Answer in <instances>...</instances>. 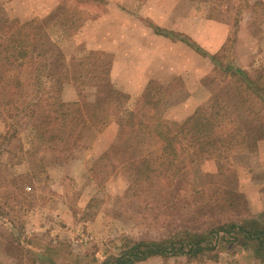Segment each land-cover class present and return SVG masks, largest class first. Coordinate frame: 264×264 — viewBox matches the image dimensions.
Returning <instances> with one entry per match:
<instances>
[{
    "label": "rangeland",
    "instance_id": "rangeland-1",
    "mask_svg": "<svg viewBox=\"0 0 264 264\" xmlns=\"http://www.w3.org/2000/svg\"><path fill=\"white\" fill-rule=\"evenodd\" d=\"M145 1L0 0V20H40L43 39L57 48L45 54L42 67L63 78L59 97L79 101L83 116L70 138L62 120L46 133L36 131L28 106L38 113L49 109L37 86L43 71L34 77L36 86L8 98V113L0 116V264H102L126 237L159 240L177 230L201 231L219 220L264 213V141L198 160L165 190L156 179L151 187L141 165L145 158L158 159L162 141L145 127L121 138L128 112L137 110L146 125L148 111L173 127L187 119H174L169 107L176 102H137L117 82L127 62L108 50L118 49V34L135 23L126 17L150 21ZM210 1L229 13L242 10L247 19L254 8L257 24L264 19V0ZM227 54L205 80L217 85L210 99L230 80ZM262 71L263 64L253 74ZM7 119L13 123L9 130ZM6 135L14 138L7 142ZM220 201V208L213 207ZM231 201L237 204L227 214L224 206ZM139 264L260 263L250 250L226 245L201 260L157 256Z\"/></svg>",
    "mask_w": 264,
    "mask_h": 264
},
{
    "label": "trees",
    "instance_id": "trees-1",
    "mask_svg": "<svg viewBox=\"0 0 264 264\" xmlns=\"http://www.w3.org/2000/svg\"><path fill=\"white\" fill-rule=\"evenodd\" d=\"M154 29L159 34H172V37L184 39L175 32L156 26ZM42 32L43 27L38 19L24 23L0 20V116L8 113L7 106L11 104L8 98L23 96L27 87L36 86L34 77L43 71L37 86L43 87L40 89V99L49 109L38 113L36 104H33L35 109L28 106L36 121L33 127L36 131L46 133L55 129L58 121L62 120L60 126L63 130H70L67 136L70 138L73 135L71 129L82 121V105L79 101L62 100L59 96L63 89L58 80L63 78L46 66L42 67L45 54H53L55 48L52 42L43 39ZM190 45L199 51L195 43L190 42ZM226 73L230 80L224 83L222 90L176 127L163 122L151 111L147 112L148 125L144 119L137 117V110L128 112L129 118L122 131V139L137 132L140 127H145L147 134H153L162 141L158 159L145 158L141 161L144 166L142 175H147L145 179L149 180L151 187L156 179L162 182L163 189H171L179 174L196 161L210 159L218 151L236 146L247 144L256 148L264 141V71L251 75L228 65ZM158 104L153 102L152 107ZM134 124H137L136 129L127 131ZM12 125L8 120L6 129L9 130ZM13 138L6 135L5 140L10 142ZM148 174L152 175L151 178ZM212 203L213 207L220 208L222 202ZM236 204L234 201L225 204L226 213H230ZM226 245L250 250L256 260L264 264V213L255 218L219 220L212 227L201 231L177 230L159 240L136 241L126 237L117 254L109 255L102 264H139L157 256H183L190 260H201Z\"/></svg>",
    "mask_w": 264,
    "mask_h": 264
},
{
    "label": "crops",
    "instance_id": "crops-1",
    "mask_svg": "<svg viewBox=\"0 0 264 264\" xmlns=\"http://www.w3.org/2000/svg\"><path fill=\"white\" fill-rule=\"evenodd\" d=\"M142 6L151 7L150 21L126 17L135 23L118 34V49L108 50L127 62L117 82L137 102H176L169 107L177 113L174 119L188 118L210 100L216 83L205 80L216 72L223 53L229 65L251 75L264 65V19L257 24L254 8L247 19L242 10L216 9L210 0H146ZM154 26L184 39L159 34Z\"/></svg>",
    "mask_w": 264,
    "mask_h": 264
}]
</instances>
